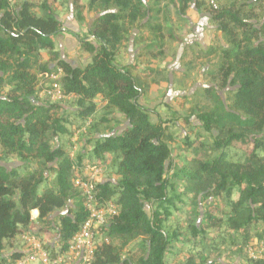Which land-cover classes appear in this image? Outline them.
I'll return each instance as SVG.
<instances>
[{
	"label": "trees",
	"instance_id": "1",
	"mask_svg": "<svg viewBox=\"0 0 264 264\" xmlns=\"http://www.w3.org/2000/svg\"><path fill=\"white\" fill-rule=\"evenodd\" d=\"M190 1H181L180 16ZM68 2L0 0V264L23 259L27 231L53 257L70 250L89 215L75 184L87 179L88 165L106 168L96 191L118 209L104 230L110 243L99 241L93 264H129L122 249L134 242L133 257L143 254L137 264H225L235 257L264 264L247 254L254 241L264 243V22L257 14L262 3L209 7L229 46L212 79L230 96L215 95L214 108L197 115L201 140L193 129L151 123L139 103L146 91L132 75L136 64L121 66L118 59L129 49L127 34L144 2ZM71 9L80 22L87 9L98 15L88 37H77L81 50L93 56L84 68L60 60L55 42L63 31L61 18ZM152 31L151 45L161 50L162 28ZM49 64L66 71L58 82L75 101L41 102L38 76L51 73ZM64 103L67 116L61 114ZM114 113L124 115L128 127L120 135L97 137ZM10 164L18 165L5 166ZM48 233L57 236L56 246L46 243Z\"/></svg>",
	"mask_w": 264,
	"mask_h": 264
},
{
	"label": "rangeland",
	"instance_id": "2",
	"mask_svg": "<svg viewBox=\"0 0 264 264\" xmlns=\"http://www.w3.org/2000/svg\"><path fill=\"white\" fill-rule=\"evenodd\" d=\"M140 1L144 2L145 8L141 10L137 23L129 29L127 34L128 39H134L135 44V50L131 52L133 61L130 65L136 64V62L137 65L139 63L147 65L145 70H143L145 68L143 65H139L141 75L138 76L137 74V78L142 79L141 86L146 91L139 99V103L147 110L151 123H161L162 127L167 130L176 126L178 130L182 129L191 133L193 129L196 138L202 140L205 138V134L198 122L197 115L214 108L215 95H220L224 100L230 96L228 92L217 89V84L212 79L222 62V52L227 50L229 46L218 24L213 21L209 7L210 5L221 7L223 4L232 2L239 5L242 3L252 5L260 1L263 9L257 10V14L259 23H262L264 22V0H191L190 7L183 17L179 15L182 0ZM153 27L162 28L164 45L161 50L157 46L151 45L152 40L155 39ZM196 28L199 30L196 31ZM57 48L60 50L59 43H57ZM148 51L153 56L148 55ZM59 53L60 60L66 62L65 59H61V52ZM41 61L42 64H46L48 57L42 56ZM122 64L128 66L125 62ZM122 64L121 66H123ZM157 64L161 70L157 69ZM49 66L50 74L38 76V89L40 91L53 82L52 77L62 80L66 74V71L61 67H56V64H49ZM151 66L152 68H150ZM138 71L139 68H137V73ZM196 86L200 87L191 92ZM214 87L217 91L212 90ZM228 90L234 91V88ZM40 98L41 102H47L45 98ZM66 101L69 100L64 102ZM62 105L64 107L61 114L69 115L71 111L67 107L68 104ZM125 123V120L117 122V126H120L119 131H115L117 126L112 127L103 124L100 126V132L120 135L127 128L124 126ZM51 144L53 147L58 146L55 137L51 140ZM168 144L170 149L174 146L172 142ZM199 158L205 161L202 156ZM170 164L169 161L167 166L169 167ZM201 206V216H203L206 205L201 204ZM146 211H150L149 206H146ZM56 237L54 235L53 239L55 240ZM107 241L110 243L109 239ZM113 244L118 247L121 246L116 241H113ZM253 244L247 249L248 256L253 260H264V243L254 241ZM136 247L137 242H134L122 249L126 262L129 264H137V258L143 256L142 253H138L137 257H133L132 252ZM223 262L225 264H245L240 257H235L233 260L224 259ZM196 264L202 263L197 261Z\"/></svg>",
	"mask_w": 264,
	"mask_h": 264
},
{
	"label": "built area",
	"instance_id": "3",
	"mask_svg": "<svg viewBox=\"0 0 264 264\" xmlns=\"http://www.w3.org/2000/svg\"><path fill=\"white\" fill-rule=\"evenodd\" d=\"M52 78L53 82L42 88L40 97L52 102L77 98L74 95H66L58 82L59 79ZM76 139L77 135L72 141L74 144L72 156L78 148ZM86 173L87 179L77 178L75 184L83 191L84 204L89 215L80 232L75 235L70 250L53 257L44 249L39 238L31 231H27L22 235L25 256L16 264H93L97 244L107 240L104 230L109 228L118 214V209L112 202L101 201L96 191V182L105 173V167L88 165Z\"/></svg>",
	"mask_w": 264,
	"mask_h": 264
},
{
	"label": "crops",
	"instance_id": "4",
	"mask_svg": "<svg viewBox=\"0 0 264 264\" xmlns=\"http://www.w3.org/2000/svg\"><path fill=\"white\" fill-rule=\"evenodd\" d=\"M16 1H20V2H24V1H32L34 3H37L38 0H16ZM73 0H70L68 3L69 5L72 6ZM83 4L88 6L87 0H83ZM98 17V15H95L94 13L89 12V9H87L84 13V21L80 22L75 18V14L73 9L70 10V12L65 15L64 17L61 18V21L63 23V31L55 38V42H56V46L57 43L60 44V50L59 52H61V59H65L67 63L71 64L72 67L74 68H84L87 64H89L92 60V55L85 53L81 50V45L77 39V37L80 38H84V37H88V31L90 30L93 22L95 21V19ZM93 44L98 46V42L97 41H93ZM63 53V54H62ZM45 56V55H44ZM118 59L120 60V62H124L127 61L126 64L128 66H130V61H129V51L124 52L122 51L119 56ZM160 64V63H158ZM158 64H157V69L161 70L158 68ZM123 65V64H122ZM139 65H143L145 68H143V70L147 69V65L144 63H139L138 64V68L139 71L137 73V62H136V68H133L134 70H132V75L135 79H137V74L138 76L141 75V71H140V67ZM152 68V66L150 67ZM140 78V77H138ZM77 98H72V99H68L69 101H75ZM103 106L99 107L95 114L97 116L102 115L103 112ZM107 118L110 119V122L108 124V126H117V122H121L122 120H125V127H128V121L126 120V118L124 117V115L119 114V113H114L112 115L107 116ZM120 126H117L115 131H119ZM105 135H111V134H103L101 133L99 136V138L105 136ZM106 171V168H105ZM102 178V177H101ZM100 178V179H101ZM99 179V180H100ZM33 213H35V215H33ZM32 219L36 220L39 216V213L37 211L32 212ZM55 234L52 233H48L44 235V239L46 241V243L48 245H52V246H56L57 244V240L58 238L56 237V239L54 240Z\"/></svg>",
	"mask_w": 264,
	"mask_h": 264
},
{
	"label": "water",
	"instance_id": "5",
	"mask_svg": "<svg viewBox=\"0 0 264 264\" xmlns=\"http://www.w3.org/2000/svg\"><path fill=\"white\" fill-rule=\"evenodd\" d=\"M135 50V44H134V39H130L129 41V55H130V63L133 61V56L131 55V52ZM200 86H196L191 92H193L195 89L199 88ZM3 165V164H0ZM18 164H10V165H5L6 167H13V166H17ZM4 166V165H3ZM57 215V214H56Z\"/></svg>",
	"mask_w": 264,
	"mask_h": 264
},
{
	"label": "flooded vegetation",
	"instance_id": "6",
	"mask_svg": "<svg viewBox=\"0 0 264 264\" xmlns=\"http://www.w3.org/2000/svg\"><path fill=\"white\" fill-rule=\"evenodd\" d=\"M198 30H199V28H196V31H198ZM196 31H195V32H196ZM128 50H129V49H128Z\"/></svg>",
	"mask_w": 264,
	"mask_h": 264
},
{
	"label": "bare ground",
	"instance_id": "7",
	"mask_svg": "<svg viewBox=\"0 0 264 264\" xmlns=\"http://www.w3.org/2000/svg\"><path fill=\"white\" fill-rule=\"evenodd\" d=\"M33 215H35V213H33Z\"/></svg>",
	"mask_w": 264,
	"mask_h": 264
}]
</instances>
